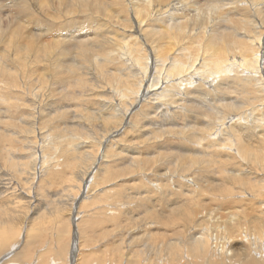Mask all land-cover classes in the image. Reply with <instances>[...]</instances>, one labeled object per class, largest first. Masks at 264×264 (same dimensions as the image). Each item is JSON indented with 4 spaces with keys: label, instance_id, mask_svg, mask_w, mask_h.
Returning <instances> with one entry per match:
<instances>
[{
    "label": "rangeland",
    "instance_id": "374dc122",
    "mask_svg": "<svg viewBox=\"0 0 264 264\" xmlns=\"http://www.w3.org/2000/svg\"><path fill=\"white\" fill-rule=\"evenodd\" d=\"M73 1L0 0V264L213 262L219 256L210 252L209 241L198 250L192 236L201 232L196 224L201 223L202 213L220 205L236 213L237 225L245 223L257 243L243 238L239 226L231 228L234 233L229 228V234L223 235L226 249L240 248L226 257L228 262L231 259L229 264H241L254 256V251L264 252V136L239 138L234 145L248 148L246 154L242 151L237 156L235 152L232 158H224L215 152L210 157L222 168L205 169L199 164L206 157L195 150H214L215 146L188 143L175 129L152 132L149 122L166 128L169 119L161 122L158 115L148 116L147 106L137 105L120 126L129 100L119 98L116 89L134 85H127L119 72L135 74L137 70H130L123 59L126 56L120 58L115 49L117 33L132 32L133 15L127 0ZM258 12L263 21L264 11ZM244 28L251 35L252 30ZM147 29L143 39L150 47L159 45L160 28ZM258 30L263 36L264 23ZM84 31L91 39L86 38L87 46L81 47L82 42L77 41L85 36L80 35ZM73 32L76 34L71 36ZM224 32L230 41L219 45L224 49H232L233 43L241 47V38L230 29ZM196 38H200L199 46L205 44L202 33ZM240 52L246 53L243 48L237 54ZM188 54L179 57L188 63ZM205 79L210 85H201V91L209 89L208 95L198 96L191 109L198 113L202 107L207 114L221 117L234 113L235 107L221 108L224 102L218 100L216 82ZM249 85L243 96L232 92L237 97L229 93L228 100L251 101L258 106L259 92L255 90L260 84ZM209 96L215 99L208 100ZM246 113L250 118L251 112ZM178 114L182 121L176 126L185 118ZM198 115L205 121L201 119L205 115ZM241 115L244 118L245 113ZM231 123L237 124L236 120ZM113 129L117 131L111 134ZM191 130L197 131L190 128L188 132ZM189 146L197 155L190 154ZM248 223L258 232L254 234Z\"/></svg>",
    "mask_w": 264,
    "mask_h": 264
},
{
    "label": "bare ground",
    "instance_id": "6f19581e",
    "mask_svg": "<svg viewBox=\"0 0 264 264\" xmlns=\"http://www.w3.org/2000/svg\"><path fill=\"white\" fill-rule=\"evenodd\" d=\"M72 2L74 1L72 0ZM127 4L129 5V8L134 18L133 23L135 24H134V27L131 26L132 30L130 31L132 32L130 34L126 35V34L117 33L119 43L115 50H116V54L120 55V58H122L123 56H126L123 59L126 60V62L128 63V67H130V70H137L136 73H139V74L137 75L138 77L137 78L135 76L136 73L133 74L132 72L131 74H127L128 72L127 73L123 72L124 74H122L121 72L122 69L119 72V75L121 77L128 80L127 85H130V83L134 85V87L127 86L126 88H124L125 87L124 86L123 87L124 89H122L121 87H120L121 89H116L115 93L117 92L120 93L119 98H122V100L123 98L129 100L128 109L124 110V112L122 113L123 115L120 116L121 113L119 114V116L122 117V123L120 122L122 125L120 126H123L126 123V118H128L127 116L137 105H140V106L145 105V107L147 106L149 110L148 116L150 114L151 115L154 114V115H158V117L159 116L162 117L161 122L164 121V119L165 120L169 119L170 121V122L167 121L169 123L168 124L169 126H167L166 128H163L162 125L164 126V124H161L159 122L158 124L157 122H154L156 123V126L153 122H149V123L147 122L152 132L162 131L165 129L166 130L175 129V133L182 134L185 137V141L187 140L188 143L192 142L194 144H204V145L206 144L205 146L207 147H209L211 144L215 146L214 150H211L212 148L211 149L205 148L203 150H198V149L195 150L196 153L202 154L201 156L206 157L203 161H201V164L198 163L200 165L199 167L201 168H205V169L212 168V167L220 168L221 166H223L219 164L216 160H214L215 157L214 159L210 157V155L214 156L215 152L220 154L219 155L220 157L223 155L224 158H228L227 156H229V158H232L235 152H237L238 154L237 156H239L240 153H242V151L246 154V150L248 148L243 147V145H240L241 148L238 145L235 146L238 143L237 140L239 138L241 139L242 137H244L245 140H256L257 138L258 139L263 138L264 136V97L262 99V96H264V35L262 36V33H260V30H258V28L261 27V23H264L263 22L264 20L260 21L258 17L260 15L258 11H264L262 10L264 8V0H127ZM110 5H111V2H110ZM127 11L129 12V10ZM237 16L239 17L241 16V17L238 20H236ZM233 22H237V23H235L234 26H231L230 24H233ZM131 23L129 24L131 25ZM209 24H211V26H209ZM101 25H103V23ZM227 25H229V27ZM148 26L149 28L150 27H157L158 29L160 28L162 33L160 34L161 36L157 37V39L160 40V41L158 40L160 42L159 45H155V46L153 45L150 47L149 46L150 43L148 44L143 39V33H144L143 31H147ZM218 26H220V29L218 28ZM247 26L252 30L250 32L251 35H248V33L245 32L244 27H247ZM227 29H230L231 33L236 34L238 38L242 39L240 42L241 47L240 45H236L233 43L232 49L226 48V47L224 49V47L219 45V43L221 44L228 43L230 41L228 39V35H226L224 32ZM78 31L79 32L83 31V29L82 30L78 29ZM75 32L71 33V36L76 34ZM107 32L112 33V31H109V30ZM158 32L160 31L158 30ZM191 32H194V33H191ZM85 33L86 31H84V34H80L82 36L84 35L85 36L82 37L79 41H77L78 43L82 42L80 43L81 47H82V44H85V45L88 44L87 39L89 40L91 39V37H87V34ZM200 33H202L205 36V40L203 41L205 42V44L204 45L201 44L202 46H199V41L197 42V40L200 38H196L197 35ZM92 39H95V38H92ZM96 39L99 40L98 37H96ZM180 40H181V43H179ZM256 41H258V43H256ZM235 45L238 47L235 48L234 47ZM242 48L246 51V53L244 54L240 52L239 54H237V52L241 50ZM189 49H192L190 54L187 53ZM181 54L182 56L188 54V57L184 56L185 58H188L187 59L188 63L187 62L185 63L179 57ZM131 76H133L132 79L134 80H130ZM205 78H209V80L216 82L214 87H216V89L219 90L218 100L222 101V104L224 102L221 108H230L231 110V107H235L234 113H232L233 111H229L228 113L223 114L222 117H221V114L217 116L215 114L211 115L210 113H208L210 114L208 115L206 113V110L202 111L203 110L202 107L199 106L200 111L197 110V112L200 114H203L202 116L205 115L204 117H201V119L204 118L205 121L199 120L200 117L198 113L192 110L191 107L193 105V101H195L198 96H199L198 98L200 99L202 95H204L203 97H206L208 95L207 92L209 89L205 88L207 90L206 92L201 91V85L202 86H204V84L210 85L209 82H204L206 81ZM251 82L254 83V85L260 84L259 88L255 90L259 92V96L256 95L257 100L259 98L258 106H255L254 103H252L251 101L249 102L246 101L248 105L251 104V106L248 107V105L246 106V102L238 103L237 99L228 100L229 93L233 94L232 92H234L242 96L245 94V92L247 93V89L250 86L249 83ZM233 95L235 96V94ZM213 96L215 95L213 94ZM236 97L237 96H235L234 98ZM207 98L208 100L210 98L215 99L214 97H211V96ZM261 100L262 102H260ZM184 105L187 107H185ZM223 106H226V107H223ZM247 110L251 112L250 118H248V116L246 115ZM259 111L261 114L257 113ZM178 113L184 114V117H185L184 122H182L180 126H176L180 121H182V117ZM241 113H243V115L245 113L244 118L241 115ZM144 116L145 117H142V118L146 119L147 115H144ZM207 116H208V119H207ZM171 117H173V119H171ZM244 119L247 120L248 122L247 124L244 122ZM232 120H236L237 124H232L231 123ZM141 123L142 125H145L143 124V122ZM228 123L229 125H227ZM166 125L167 124H165V126ZM190 128H195L197 131L193 132V130H191L192 132L190 133L188 132ZM116 129L115 130L113 129L111 131V134L117 131ZM185 129H187L186 130L187 132L184 131ZM188 135H190L191 138ZM203 140H204V143H202ZM192 148L187 149V150H190V152H192L190 153L192 156L197 155ZM104 149L103 151H105ZM223 159L222 161H224ZM233 172H236V171L234 170ZM89 176L92 177L91 174ZM246 177L249 178V176H246ZM223 178L225 179V176ZM187 180L192 181V179L191 180L187 179ZM224 181H228V180H224ZM245 181L247 182V180ZM192 182H194V180ZM254 182L256 183V181ZM257 182L260 183L259 180H257ZM192 184H195V183H192ZM259 194H260L259 199H261L262 194L261 193ZM262 198H264V196H262ZM208 201H211V200H208ZM261 201H264V200L262 199ZM241 202L243 203V201ZM251 204L253 203H250V205ZM235 205L233 204V206ZM222 206L224 208V205ZM198 207L200 206L198 205ZM214 207L215 206L209 209V211H205L204 213H202L203 215L200 218L201 223L197 222L196 224V228L199 227V230L197 229L198 232L199 231L201 232L198 235H193L192 236L193 242L192 241L191 242L193 243L194 248H197L198 250H202L203 246L206 245L207 240H208L210 252L212 251L211 253H214L215 255L219 256L217 257V259L219 258L218 260H215L214 258L215 261L205 262L202 264H229L231 259L228 262L226 257L229 258V256L233 254V251L236 252L238 249H240L239 246H236L234 247V249H231V250L226 249L225 236L229 234V232L232 230L231 228L235 227L236 229V227L239 226L238 227L240 229L239 232L244 234L243 238L245 237L247 241L252 239L254 243H255V235L251 233L250 229L249 231H247L248 227L245 225V223L244 225H240V224L237 225L239 219L236 213H230L232 212L231 209L230 211L221 209L220 208L221 205L215 208ZM258 210H257V213H258ZM170 213L171 212H169V214ZM205 213L206 215H204ZM156 218H158V216ZM203 218L205 219V222L202 221ZM259 219L260 218H258V220ZM251 220L253 219L251 218ZM160 221H163V220H160ZM247 222H250V221H247ZM256 222L254 223L255 225H256ZM203 224L205 227L203 226ZM232 224L233 225L236 224V225L233 226ZM248 224L252 225L253 227L252 230L256 229L254 228L253 224H250V223ZM259 224L261 223L259 222ZM261 225H263V222ZM255 231L258 232V230H254L252 232L254 233ZM183 240L182 242H184ZM261 247H264V246H261ZM254 249L255 248H253V250ZM247 250L248 251L250 250L251 253L253 251V250L251 251V249H247ZM243 251L244 249L242 250V252ZM254 252H255L254 256H252L250 259L248 258L245 261L243 260L244 262H242L241 264H264V252L260 254L256 253V251Z\"/></svg>",
    "mask_w": 264,
    "mask_h": 264
}]
</instances>
